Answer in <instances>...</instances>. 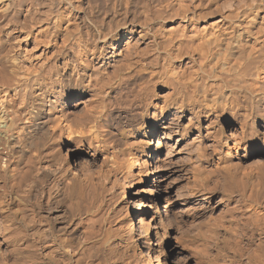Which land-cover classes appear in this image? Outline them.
<instances>
[{
  "label": "bare ground",
  "instance_id": "bare-ground-1",
  "mask_svg": "<svg viewBox=\"0 0 264 264\" xmlns=\"http://www.w3.org/2000/svg\"><path fill=\"white\" fill-rule=\"evenodd\" d=\"M217 14L223 16L221 22L210 23ZM169 23L174 29L166 31L163 47L158 40ZM136 32L153 45L143 48L135 40V45L133 41L122 47ZM185 52L190 69L176 66ZM262 68L264 0H0V264H147L131 250L142 242L147 259L155 254L151 237L145 241L137 233L151 236L140 201L128 220L106 225L104 233L98 230L105 228L103 210L112 203V179L134 177V171L141 176L148 164L125 128L149 119L144 116L147 108L154 110L153 128L171 108L177 113L186 109L200 121L210 114L219 116L226 105L247 109L250 102L262 103ZM147 75L154 84L173 76L168 102L162 105L152 98L149 82L139 92L140 86L133 89ZM134 90L138 93L131 96ZM202 131L197 127L201 136ZM230 141L225 142L227 155L234 153L239 140ZM153 147L156 156L161 154V141L148 144L149 151ZM156 159V165L166 164ZM119 185L125 200L128 188ZM88 190L97 192L101 201L83 207ZM171 205L169 198L163 212L155 205L156 238L163 236L157 222L168 228L179 225ZM258 212L250 218L258 230L246 237L257 248L244 249L238 259L226 256L223 264H264V222L258 226L263 217ZM136 213L138 221L133 222ZM230 228L225 226L221 238L228 249L233 240L239 243V232Z\"/></svg>",
  "mask_w": 264,
  "mask_h": 264
},
{
  "label": "rangeland",
  "instance_id": "rangeland-1",
  "mask_svg": "<svg viewBox=\"0 0 264 264\" xmlns=\"http://www.w3.org/2000/svg\"><path fill=\"white\" fill-rule=\"evenodd\" d=\"M221 14L224 15L223 13ZM221 14L215 15V17L211 19L210 23L212 22H214V24L220 23L223 18ZM171 27L174 26L173 24L169 23L166 25V27H164L163 30L161 29L164 35L162 36V38L158 40V43L159 44L162 43L161 46L163 47H164L163 43H165L168 37L167 34L170 33L169 28L171 29ZM138 30L141 31V28L138 27L137 31ZM138 32H136L131 37L126 39L122 43V47H125L126 43L133 44V41H134L133 45H135V43L139 41V44L138 42L136 44L142 47L143 46L145 47V45L147 44L149 45L150 43L151 44L154 43V41L151 40L152 41L151 42L149 38H145L141 40L137 35ZM163 37H165V39H163ZM161 46L159 45L158 47L162 48ZM186 60L187 62H185ZM185 64L189 66L188 69H190L191 67L190 58L186 52L184 54V58L182 62L177 64L176 66H180L182 69L184 68L187 69ZM262 69L264 71V68ZM262 74L264 75V73ZM148 76L149 75H147V77ZM147 77H145V79ZM166 77L165 76L162 77L161 81L160 80L156 81V84H154L155 82L151 83L149 77L148 79H146V81L143 80L144 79L143 78L142 79L143 82L137 81V83L138 82L141 83H138L139 85H136L137 83L135 84V86L133 85V89L137 91L136 86H140V88L138 87L139 89L138 92H139L146 85V83L149 82V84L147 85V87H149L148 89L149 90L154 89L151 90L153 92L150 91V94H152L151 96H154L152 98L157 99L159 103L163 105L166 103V101L168 102L172 98L173 88H174L171 81L173 80V76L166 75ZM142 84L145 85L143 86ZM135 90L132 92V94L129 92L131 96H134V94L138 93L135 92ZM131 99L133 98L131 97ZM254 104L255 105L257 104L256 107ZM263 106H264V102L261 103V101H259V103L254 102L253 104H251L250 102L247 109L243 108L244 110L240 107L232 109L228 105H226L224 112L221 113L219 116L217 117L214 115L211 116V114L206 116V118L209 121L205 117L200 121H197L192 116V113L186 109L185 110L182 109L183 110L182 113H177V109L171 108V110L165 117L159 116V120H157V122L155 123L156 124L154 126L155 128L154 127L151 128V124L153 123V121L151 122V116L154 113V110L153 109L150 110L149 108H147V110L144 111V116L149 115V119H145V120L141 119L139 124L137 123L138 125L137 124L133 125L134 127L127 126L125 129L128 133L131 132L129 135L130 139H132L131 142L135 140L132 143L134 145H137V147H139L141 150L143 149L142 150L144 154L143 158L147 160L148 164L143 165L145 169H142L143 175L141 176L140 174H138L139 173L138 171H134L135 178L131 176H125V179L121 180L122 177L120 175L118 176V178L116 177L115 179L114 178L112 179L115 185L114 187L115 190L112 192V198H113L112 200L114 201L118 199V201H114L115 202L114 203L111 200L112 202L111 204L113 205L109 203L110 205L108 204L107 207L103 206L106 209L103 210L105 212H103L104 223H102L105 224V228L101 227L102 229L100 228L98 230L104 233L107 226L111 227L112 225L113 227V225L118 224L119 221L123 219L125 220L127 218L128 220L127 216L131 213L130 211H132L134 207L137 208L135 203L137 201L138 202L140 201L142 203L141 204L139 202L140 209H143L146 213H148L146 219L147 222H149L151 225V236L146 234L145 232H142V230L141 231L138 230L137 233L139 232L138 235L141 238H143L145 241H147L146 240L147 238L149 239V237H151L152 247L155 248V254L153 253L149 257V259H147L148 256H146V249L144 248L142 242L139 243V247L137 249L131 248V250H134V254L136 255V257L138 256V258L140 259L147 260L148 261L147 264H213V263L220 264L221 261H222L221 263L223 264L226 256L230 255L231 258L236 256L238 259L239 257L238 255L243 257V254H245L244 252L247 251V250L244 251V249H248V251H253L254 248H257V244H255L256 245L255 246L253 243L249 242L251 240H249V238L247 239L246 237H251L258 230V227L257 230L255 229L256 228L255 221L251 220L254 218L252 216H255L256 212L259 211L257 213L258 214L257 216L261 218L263 215L264 217V214H262L264 213V118H263L264 107ZM243 112L245 115L243 114ZM175 114L177 115V117L179 116L178 117L179 120H177ZM255 114L257 115V117ZM259 114H261L260 117ZM173 116L176 119H174ZM218 118L219 121H217ZM192 119L193 121H195L194 123L191 121ZM210 120H213V123H210ZM188 121H190V123ZM216 123H218V125H216ZM206 124H209L210 127L209 125ZM200 126L203 128L202 136L200 135V133L198 134L197 132V127ZM176 130H178V132ZM204 132H206V134ZM232 134L233 137L235 136L234 138L232 137ZM201 137H204V139ZM208 137L209 138L211 137V139H209ZM216 138L218 139L216 140ZM230 140H235L236 142L238 140L239 141L236 144L237 146H235V148L233 149L234 153H232V155H227L226 153L228 152L227 144L231 145ZM158 141H161V151H160L161 154L156 156L155 152L153 151L154 147L151 149V151H149L148 144L152 143V145H154ZM225 142H227L226 146H225ZM239 142L240 144H238ZM199 148L201 149L202 152L206 151L207 154L205 152V155H201L198 152ZM224 149L226 150V152ZM80 156L82 157V153L76 156L78 160ZM165 156L168 157L166 158ZM156 158L159 159V161L164 160L166 162V164L163 166L162 164L161 165L159 164L160 167L162 166L161 169L159 165H156L154 162ZM72 160L73 158L70 159L71 163ZM153 165L155 166V168ZM146 169H148V171H146ZM123 180H125V182ZM116 181L118 183L115 184ZM119 182L120 184H124L128 188L127 198L125 200H122V193H119L120 192L119 188H121ZM88 191L90 193L93 190H88ZM88 191L86 195L88 200L87 202L85 201L86 200V196H85L84 203L82 205L83 207L89 206L90 204H92L93 201L96 200L101 201V198L97 197L98 196L97 192L96 194L94 192L93 193L94 195H92L91 192L89 195ZM117 193H119V196ZM91 196L92 197L94 196V198L96 197L95 200ZM114 197L117 198L114 199ZM118 197L120 198V200ZM168 198L172 204L171 207L173 214L175 213V215L177 216L179 214L178 221L180 226L176 223H173L172 225L173 228L170 226L168 228V226L165 227L163 225H159L157 222L158 232L160 236L162 235L163 236L162 238H156L155 230H154L155 226L153 221L154 220L153 217L156 215V213L154 212L156 211L155 205H157L160 212H163L166 204V199L168 200ZM117 208H119L120 211L117 210ZM123 210L128 212H125ZM186 211L187 214L185 213ZM117 212H119V214ZM107 214H108V218H107ZM109 215L111 216L110 218ZM120 216L121 218L122 217L123 218L122 219L119 218ZM138 217L139 215L136 213L133 217V222H137ZM256 217L255 219L257 225L260 223L258 225L260 226L264 222L263 220L264 218L262 217L260 221ZM108 219L109 220L111 219V221L114 220L113 221L114 224L113 222L111 223V221H110L111 224L109 222L108 224H106V222L109 221ZM258 221L260 222L258 223ZM229 224L231 228L233 227V231L230 228L232 232L236 230L234 234H237L239 232L236 238V241H239V243L237 244V242H234L235 240H233L232 241L233 245L231 242V247H229L230 249L225 247V244L221 239L222 237H224L223 235H224L225 226ZM251 224L252 226L253 225L254 226L251 227ZM176 225L179 226V228H177ZM164 227L165 229H163ZM234 227H238V228H234ZM237 229L239 230L237 231ZM235 244H237L238 246L242 244L241 250L243 249L242 250L243 253L241 250L238 253L236 252V250L240 249V247L239 248L236 247L237 245L234 246ZM132 246L133 245L131 244V247ZM247 246H250V248ZM157 247L159 249L162 248L160 250L161 252L158 251ZM229 250H231V252L227 253ZM216 256H218L219 258L216 259Z\"/></svg>",
  "mask_w": 264,
  "mask_h": 264
}]
</instances>
